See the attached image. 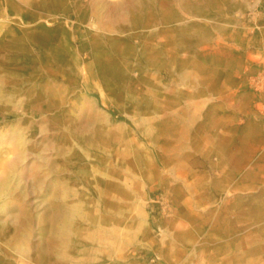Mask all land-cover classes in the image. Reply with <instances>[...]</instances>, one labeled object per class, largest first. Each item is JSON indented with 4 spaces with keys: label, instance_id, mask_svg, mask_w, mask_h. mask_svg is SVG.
Instances as JSON below:
<instances>
[{
    "label": "rangeland",
    "instance_id": "374dc122",
    "mask_svg": "<svg viewBox=\"0 0 264 264\" xmlns=\"http://www.w3.org/2000/svg\"><path fill=\"white\" fill-rule=\"evenodd\" d=\"M0 264H264V0H0Z\"/></svg>",
    "mask_w": 264,
    "mask_h": 264
},
{
    "label": "built area",
    "instance_id": "2783aa9c",
    "mask_svg": "<svg viewBox=\"0 0 264 264\" xmlns=\"http://www.w3.org/2000/svg\"><path fill=\"white\" fill-rule=\"evenodd\" d=\"M159 259V256H155V257H153V261H155V260H158Z\"/></svg>",
    "mask_w": 264,
    "mask_h": 264
}]
</instances>
